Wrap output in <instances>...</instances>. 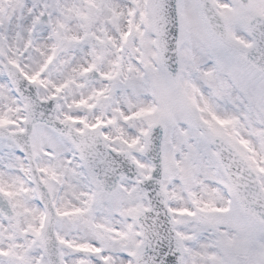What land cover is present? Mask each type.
I'll return each mask as SVG.
<instances>
[{"label":"snow or ice","instance_id":"6c2138e0","mask_svg":"<svg viewBox=\"0 0 264 264\" xmlns=\"http://www.w3.org/2000/svg\"><path fill=\"white\" fill-rule=\"evenodd\" d=\"M0 264H264V0H0Z\"/></svg>","mask_w":264,"mask_h":264}]
</instances>
